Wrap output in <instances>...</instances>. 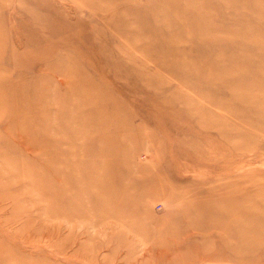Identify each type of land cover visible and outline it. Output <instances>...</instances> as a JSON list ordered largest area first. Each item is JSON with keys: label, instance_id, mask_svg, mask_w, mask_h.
I'll use <instances>...</instances> for the list:
<instances>
[{"label": "rangeland", "instance_id": "obj_1", "mask_svg": "<svg viewBox=\"0 0 264 264\" xmlns=\"http://www.w3.org/2000/svg\"><path fill=\"white\" fill-rule=\"evenodd\" d=\"M0 264H264V0H0Z\"/></svg>", "mask_w": 264, "mask_h": 264}]
</instances>
